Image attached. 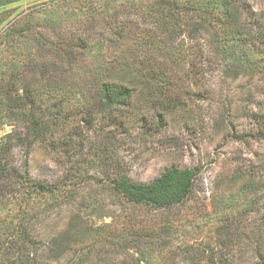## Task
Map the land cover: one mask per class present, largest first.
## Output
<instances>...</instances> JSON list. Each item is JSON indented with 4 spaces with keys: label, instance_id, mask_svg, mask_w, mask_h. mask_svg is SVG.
Wrapping results in <instances>:
<instances>
[{
    "label": "rangeland",
    "instance_id": "rangeland-1",
    "mask_svg": "<svg viewBox=\"0 0 264 264\" xmlns=\"http://www.w3.org/2000/svg\"><path fill=\"white\" fill-rule=\"evenodd\" d=\"M155 3L18 0L0 8V32L33 11V24L55 41L85 43L74 71L134 90L126 108L97 111L90 120L83 108L68 110L55 135L14 147L18 164L30 147V186H65L30 216L23 246L30 263L264 261V0L230 2L227 26L193 25L185 15L187 25L173 34L150 12ZM140 44L162 57L140 53ZM141 62L146 70L167 69L165 93L152 96L151 81L137 76ZM171 166L196 167L198 177L192 195L168 209L133 205L111 185L123 174L150 182ZM62 233L64 241L54 244Z\"/></svg>",
    "mask_w": 264,
    "mask_h": 264
},
{
    "label": "trees",
    "instance_id": "trees-1",
    "mask_svg": "<svg viewBox=\"0 0 264 264\" xmlns=\"http://www.w3.org/2000/svg\"><path fill=\"white\" fill-rule=\"evenodd\" d=\"M15 1L0 0V8ZM232 1L156 0L150 12L157 16L162 31L173 34L187 25L185 15L191 16L193 25L214 22L227 26L230 12L226 5ZM79 10V15H86L82 7ZM32 15L33 11L27 12L0 32V131L4 132L0 138V264H36L30 263V253L23 247L30 243V216L46 200L61 196L65 188L61 182L30 186V147L22 164L15 162L14 147L20 143L30 146V138L44 141L55 135L68 110L83 108L90 120L94 112L128 107L134 96L133 88L123 81L74 71L80 69L86 56L85 43L55 41L49 32L43 33L33 24ZM119 31L123 35L125 28ZM80 46L83 50L78 52ZM140 46V53L153 51L144 44ZM159 56L156 51L155 58ZM166 71L146 70L143 62L136 69L142 81H151L152 96L162 95L172 83ZM72 73L74 81L70 79ZM159 116L163 121L164 116ZM197 177L196 167L171 166L150 182L135 181L123 174L113 177L111 185L133 205L163 210L185 202L193 193ZM64 236L58 235L53 243H61Z\"/></svg>",
    "mask_w": 264,
    "mask_h": 264
}]
</instances>
